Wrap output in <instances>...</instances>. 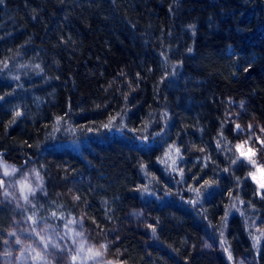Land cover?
<instances>
[{"label": "trees", "instance_id": "16d2710c", "mask_svg": "<svg viewBox=\"0 0 264 264\" xmlns=\"http://www.w3.org/2000/svg\"><path fill=\"white\" fill-rule=\"evenodd\" d=\"M234 103L264 124V0H0V158L42 178L33 227L82 217L123 264H208L206 234L264 264Z\"/></svg>", "mask_w": 264, "mask_h": 264}, {"label": "rangeland", "instance_id": "374dc122", "mask_svg": "<svg viewBox=\"0 0 264 264\" xmlns=\"http://www.w3.org/2000/svg\"><path fill=\"white\" fill-rule=\"evenodd\" d=\"M227 118L235 126L239 154L250 165L251 178L264 194V124L245 119L241 103L231 105ZM42 188V178L33 167L19 170L0 158V217L4 219L0 221V264H123L106 255L105 243L90 239L82 217L70 221L62 231L47 223L33 227L22 207ZM125 223L146 247L161 249L150 232L144 208H129ZM256 228L263 239L264 254V221H259ZM202 253L208 264H258L256 251L232 257L221 241L208 234L203 236Z\"/></svg>", "mask_w": 264, "mask_h": 264}, {"label": "snow or ice", "instance_id": "6c2138e0", "mask_svg": "<svg viewBox=\"0 0 264 264\" xmlns=\"http://www.w3.org/2000/svg\"><path fill=\"white\" fill-rule=\"evenodd\" d=\"M237 128H239V125H237ZM261 131H264V129H261ZM257 139H259V138H257ZM261 144H264V141H261ZM241 155H245V154L242 152ZM262 186H264V185H262Z\"/></svg>", "mask_w": 264, "mask_h": 264}]
</instances>
